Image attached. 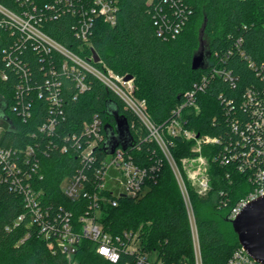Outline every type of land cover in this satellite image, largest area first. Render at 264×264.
<instances>
[{"label":"trees","instance_id":"trees-1","mask_svg":"<svg viewBox=\"0 0 264 264\" xmlns=\"http://www.w3.org/2000/svg\"><path fill=\"white\" fill-rule=\"evenodd\" d=\"M83 1L89 0H0V6L18 14L31 11L40 30L66 49L101 71L131 76V99L138 105L144 102L141 109L159 127L164 128L173 118L184 94L205 79L204 91L196 98L197 109L184 113L182 122L199 137L220 141L201 149L208 161L209 191L199 195L183 177L197 225L202 263L228 264L241 247L229 219L230 211L252 185L234 165L221 167L215 158L222 144L236 140L231 123L246 117L241 103L247 90H264V0H117V23L97 20L86 41L77 35L76 9ZM162 18L169 25L182 22L180 33L166 32L159 37ZM0 22V100L7 105L0 150L22 155L30 146L39 160L36 172L32 171L33 162L26 165L17 160L21 174L11 173L0 161V264H113L99 256L96 244L86 239L77 245L71 260L55 240L53 249H48L16 185H25L24 176L31 173L29 181L35 193L42 196L43 208H63L79 223L89 210V199L71 200L62 191L63 182L82 169L72 143L75 138L86 142L85 125L98 117L104 139L100 143L104 145L105 125L115 126L108 105L128 120L134 142L125 150L127 159L148 172L155 168L148 173L145 192L139 198L98 192V221L105 233L121 238L116 264H136L140 256L150 259V255L163 264H195L181 189L158 145L147 139L139 116L89 73H81L85 84L81 91L71 63L68 70L63 69L67 59L62 54L53 49L40 50L35 40L24 37L1 12ZM203 38L207 39L205 44ZM198 52H204L207 67L194 71L192 60ZM214 68L231 75L233 82L214 73ZM54 93L57 105L52 101ZM50 118H56L57 124L48 136L40 128ZM168 142L180 170L182 159L198 155L192 151L195 140L176 135L169 136ZM63 145L68 146L64 153ZM95 155L97 164L107 158L103 147H98ZM92 169L87 168L85 173L98 183ZM89 190L93 192L94 188L90 186ZM109 200H116L117 205Z\"/></svg>","mask_w":264,"mask_h":264},{"label":"built area","instance_id":"built-area-1","mask_svg":"<svg viewBox=\"0 0 264 264\" xmlns=\"http://www.w3.org/2000/svg\"><path fill=\"white\" fill-rule=\"evenodd\" d=\"M69 1L74 2L76 0ZM0 12L9 18L12 25L24 37L35 40L40 50L47 52L53 49L62 54L67 59L63 64V69L68 70V62L71 63V70L81 91L85 89V84L81 79V73H89L121 97L139 116L147 130V139L154 141L158 145L174 172L188 212L195 264H203L193 208L180 167L170 152L169 146L171 144H169L168 140L169 136L181 135L187 140L196 141V145L192 151L198 154L197 157L182 159L181 167H185L188 163L198 164L193 172L194 176L198 178V182L192 181L198 188V194L206 195L209 191L208 161L201 153V149L203 145L220 144V141L217 138L212 139L207 136L199 137L197 134L185 129L182 122L184 113L197 109L196 98L198 94L204 91L205 79L200 83H196L190 91L184 94L182 102L174 111L173 118L164 128L163 126L159 127L141 109L144 107V102L138 105L131 99L130 93L133 91L132 81L125 82V77L117 76L111 71L104 72L97 69L88 60L57 43L40 30L37 26L38 19L31 11L25 10L22 14H18L10 12L0 6ZM118 13L119 7L117 0H89L81 2L76 9V14L79 17L77 28L78 37L86 41L90 33H92L95 22L99 19L109 25H115L117 23ZM0 25H2L1 22ZM181 28L182 22L176 25H169L162 18L157 34L159 37H164L166 32L176 35L180 33ZM215 57H218V53H215ZM213 72L216 74L221 73L226 80L233 82L231 75L225 72L223 73L217 68H214ZM52 101L55 105L58 104L56 93L52 95ZM241 110H243L246 117L236 118L231 123V128L236 134V140L222 144L221 150L215 158L221 167L234 165L240 174L248 177L252 185V190L231 209L229 215L230 221L234 220L248 204L264 197V90H247L242 99ZM56 124V118H50L40 128V131L47 133L49 136L53 132ZM100 129L101 121L98 117H94L89 124L85 125L84 133L87 135L86 142L83 143L76 138L73 139V149L78 151L77 156L82 169H78L72 177L66 179L62 184V191L68 199L78 200L82 197L88 198L90 201L89 210L79 218V223L76 224L73 220L72 213L63 208L57 211H52L50 208H43L42 196L35 193L29 181L31 173L25 174V185L22 186L19 182L16 185L21 188L29 217L32 223L37 225L39 234L43 237L48 249H53V241L55 240L58 247L71 260L72 255L77 249V245L80 241L86 239L96 244V252L99 256L110 263L116 264L120 260L121 238H114L110 234L105 233L103 226L99 223V215L97 216V213L99 214L100 197L98 192L105 190L116 197L139 198L145 192L148 173H153L155 168H151L148 172V169L134 165L132 161L127 159L125 150L122 148L116 149L114 154L107 155L106 159L101 160L100 164H97L98 157L95 155V150L98 147L104 146L101 144L104 139L100 133ZM67 147V145H63L61 151L63 153L66 152ZM21 154L18 155L17 151L12 153L11 150H0V161L11 173L17 174H21L22 172L17 160L24 161L26 165L33 162L32 171L36 172L39 160L34 149L29 146L25 150V153ZM91 167H93L92 171L95 173L98 183L96 181L92 182L85 173L86 169L88 168L89 170ZM109 172L113 174L110 179L107 178ZM187 179L188 181L191 180L190 177ZM109 180L113 182L112 187H108ZM90 186L94 188L93 192L89 190ZM110 202L113 206L117 205L116 200H111ZM20 219L22 218L20 217ZM70 264L74 263L71 262ZM136 264L163 263L152 262L148 257L140 256ZM228 264L258 263L240 247L235 250Z\"/></svg>","mask_w":264,"mask_h":264},{"label":"water","instance_id":"water-1","mask_svg":"<svg viewBox=\"0 0 264 264\" xmlns=\"http://www.w3.org/2000/svg\"><path fill=\"white\" fill-rule=\"evenodd\" d=\"M98 61V57H95ZM207 67V58L204 52H198L192 60V69L197 71ZM131 76L124 78L125 82L132 81ZM7 105L0 100V119L6 118ZM107 112L114 117L115 126L105 125L106 141L103 151L107 155L114 154L116 149L126 150L133 145L134 139L126 117L119 115L116 108L108 105ZM234 233L237 235L240 246L258 264H264V197L248 204L241 213L231 221Z\"/></svg>","mask_w":264,"mask_h":264},{"label":"rangeland","instance_id":"rangeland-1","mask_svg":"<svg viewBox=\"0 0 264 264\" xmlns=\"http://www.w3.org/2000/svg\"><path fill=\"white\" fill-rule=\"evenodd\" d=\"M201 27V26H200ZM202 40H204V44L206 43L205 41H207L206 38H203ZM205 49V48H204ZM207 49V48H206ZM206 51V50H205ZM2 123H4V121L2 119H0V134L2 133L3 129L5 128V125H3ZM198 166L197 163H194V164H186L185 167L182 168L181 172H182V175H185L187 178L190 177V185L192 187V189L198 193V188L196 186V184L192 181L194 180L196 183L198 182V178L196 176H194L193 172L194 170L196 169V167ZM112 172H109L108 175H107V178L110 179V177L112 176ZM188 180V179H187ZM65 184V183H64ZM113 186V182L111 180H109L108 182V187H112ZM188 191V190H187ZM99 214L97 213V216ZM228 231H229V234H231L230 232V229L228 227ZM232 231V230H231ZM150 260L153 262V261H156L155 260V256L154 255H150Z\"/></svg>","mask_w":264,"mask_h":264}]
</instances>
